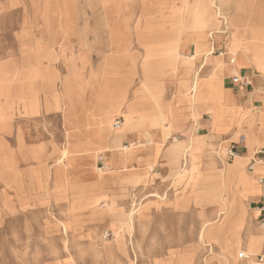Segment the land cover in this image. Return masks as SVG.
Wrapping results in <instances>:
<instances>
[{
    "label": "rangeland",
    "instance_id": "1",
    "mask_svg": "<svg viewBox=\"0 0 264 264\" xmlns=\"http://www.w3.org/2000/svg\"><path fill=\"white\" fill-rule=\"evenodd\" d=\"M113 1L0 0V264H181V256L186 252L193 256L190 264H230L224 240L235 238L233 228L245 220L240 210L243 194L235 190L234 181L246 167L249 170L255 151L264 146V60H259L261 54L257 51L250 50L251 46L264 47V41L254 36L264 32V23L256 25L252 18L257 11L264 17V0H216L221 17L211 0L188 1L190 29L209 28L210 34H214V28L219 26L220 32L224 24L230 30L228 49L242 53L258 68L263 83L258 89L262 92L259 106H254L258 104L253 92L245 96L234 89L242 105L231 108L222 105L224 115L219 120L228 123L225 133L230 134L231 140L211 135L203 122L195 133L193 125L175 135L176 114L183 120L186 110L196 111L199 121L204 112L211 113L213 109L212 98L200 91L207 81L201 75L203 69L198 73L196 96L192 91L193 78L179 79L167 131H163L160 139L152 132L146 133L153 146L160 142L173 165L159 157L154 163L149 159L143 162L139 155L141 161L135 166L128 156L146 144L119 140L128 125L122 122L116 126L115 118L121 113L120 106L127 93L124 77L116 72L115 62L105 60L113 50L109 13L105 8ZM144 2L141 17L148 25L140 39L144 47L142 76L147 87L165 89L164 78L168 74L165 69L173 50L171 44H160L153 36V28L160 25L161 10L149 0ZM116 4L122 20L129 22L135 17L133 0H116ZM179 11L173 7V13ZM53 35L55 44L46 49ZM235 35L239 44L233 41ZM129 45L131 50L137 49L135 42ZM123 47L118 44L114 54H120ZM74 70H79L76 77ZM66 71L70 72L73 84L81 78L90 81L91 85L79 87L88 100L95 91L90 75L96 73L99 133H87L85 140H77L74 132L90 129L76 118L73 130L61 126L59 99L57 109L44 107V90L57 88L60 92L70 86L62 78ZM139 77L138 74L132 90L137 87ZM207 83L212 89L209 80ZM29 94H38L39 100L21 98ZM159 102L158 92L141 100L139 107L149 119L150 128H159L157 119L164 118L159 112ZM163 102L167 103L166 92ZM204 118L206 121L210 116L206 114ZM193 134L189 163L178 177L174 163L179 153L177 142L184 145L192 142ZM232 140H243L249 150ZM235 143L242 148L241 153L227 162L229 147ZM93 149L95 165L87 163ZM198 151L206 159L199 174L192 165ZM99 157L106 160L103 168ZM124 165L132 171H126ZM233 167H238L239 173L224 187L220 170ZM98 173L103 178L97 182ZM252 173H256L255 181L260 183L259 176L264 174L262 163L255 164L249 174ZM262 198L251 201V212ZM222 199L229 204L226 209ZM258 211L255 209V216ZM258 217L254 224L243 226L245 239L249 230L260 225ZM208 218H215L219 225L208 239H221V245L198 236ZM244 246L236 249L237 263L247 260L248 264H258L264 247L263 251L254 249L252 257L247 254L249 258L242 259L237 254L239 249L241 253L246 251Z\"/></svg>",
    "mask_w": 264,
    "mask_h": 264
},
{
    "label": "crops",
    "instance_id": "2",
    "mask_svg": "<svg viewBox=\"0 0 264 264\" xmlns=\"http://www.w3.org/2000/svg\"><path fill=\"white\" fill-rule=\"evenodd\" d=\"M144 1L145 0H133V12L135 17L129 22H127V20H122L121 16H119V7L116 4V0H114L112 3L107 4L105 8L109 13L108 24L109 29H111L110 41L111 45H113L112 52L108 54L105 60L110 59L112 63L115 62L116 72L119 75H123L124 77V89L125 93H127L126 100L122 102L120 106L121 113L115 118V121L117 122L118 120H120V118H122V121L120 120V125L122 124V122H126L128 125V129L126 130L125 134L121 138H119L121 142L122 140L127 139L130 141V144H146L144 147L140 146L138 149L133 150L129 154L128 157L130 159L131 165L135 166L137 162L139 163V161H141V157L144 158L143 162L149 159L154 163L155 160L159 157L164 162L173 165L169 158L165 156L166 152H164L163 147L160 146V142L156 141L155 145L153 146L152 140L148 139L149 137L148 135H146V133L152 132L156 135V137L160 139L162 138L163 131H167V127H169L167 122L170 120V107L174 106L175 104V98L178 93L176 91L179 85V79H192L194 77V72L199 69H203L201 73L203 79L207 81L210 79H214L216 83H219L220 86L218 88L211 89L208 87L207 81H204V84L202 85L200 91H202L204 96L212 98L210 99L213 103V109L211 113L204 112L202 118L197 123H194L195 117L189 110H186V112L184 113L183 120L179 118V113L176 114L178 120L174 123L175 126L173 127V134L178 135L182 132H186L190 130L194 124H196L195 128L197 130L199 124L203 122L206 123L204 125L205 127H209V132L211 135H221L224 137L223 139H225V141H229L231 140V138H229L230 134L225 133L228 128V123H219V120L224 115L222 105L226 106L227 108L242 105L233 92V90L235 89L245 96L250 95V92H253L256 103L258 104L254 106H259V96L262 94V92L258 89L263 86L262 76L258 68L255 66L253 67L252 62L248 60L242 53H234L228 49L227 41L229 40L230 30L227 29L224 24L221 25L222 27L220 32H217L219 26H216L213 31L214 34H210L212 30L209 28L200 31L190 29V18L188 11L189 0H149L150 3L153 2L154 4H156L155 7H158L161 10L160 13L162 15L158 22V24H160L158 25L159 27L153 28V36L156 37V41L160 44H171L173 52H171L169 55L174 58L170 59L168 67L167 69H165V71L168 72V74L164 78L165 89L163 88V86L155 89L147 87L144 82V76H142L144 47L142 44H140V39L143 36L144 30L147 29L146 27L148 25V23H145L143 16L141 17V14L143 15V3H145L146 5V2ZM245 1L246 0H244V2ZM215 2L217 3L216 0ZM173 7H175L176 9H180L177 15H174ZM135 11L138 13V15L140 14V17L137 18V14ZM218 14H220V9ZM220 17H218L219 20ZM47 28H50V26L48 25ZM224 30H226V33L224 32ZM47 31L52 32V30L50 29H48ZM50 37H52V35ZM54 38L55 35H53L52 39H49V41L47 42L48 48L46 49H50L51 46L55 44ZM134 42L137 44V49L131 50V46L129 44H133ZM118 44L125 47H123V49H120V54H114L116 51V46H118ZM250 50L257 51L259 54H261V56H259V60H264V47L258 46L255 48L254 46H251ZM177 55H179L178 58H176ZM220 63H225V66H222L221 68ZM79 70H74L75 77L77 76ZM234 73L240 74L243 77H250L252 81L251 86L246 89H241L240 86L232 83L231 78L233 77ZM138 74L140 76V81L137 87L132 90V85L134 84V80L136 79V76ZM215 74L219 75L217 76V79L215 77ZM62 78L68 81L70 83V86L67 89L65 88L64 91L61 88L60 92L59 90H57V88L44 90V107L47 110L53 107L57 109V99H59V105L61 108L57 109V111L62 115L60 121L62 127H64L65 129L68 127L70 130H73L75 127H73L72 125L74 119L76 118L82 126H87L88 129H90L87 130L84 128L83 131L74 132L75 135L78 136L77 140H85V137L88 135L87 133L90 134L93 132L94 135H97L99 133V130L97 128L98 115L96 107L100 94L96 73L94 75H90L89 80L92 81V86L95 87V91L91 93V97L89 100L84 99V94L80 92L79 87L86 85L89 86V84L91 85L90 81L81 78L80 82L77 80L76 82L74 81L75 84H73L71 74L68 71H66V74H64ZM225 86H228V88H226ZM131 90L133 94L131 93ZM153 92H158L160 94L159 112L160 115L164 117H159L157 119V126L159 128H150L149 119H147L142 114V109L141 107H139L141 105L142 98L147 94ZM165 92L167 103L163 102ZM25 97H31L33 99L39 100L38 94H29L21 98ZM180 107L184 108L182 105H180ZM177 108L178 110H180L179 105ZM206 114L210 116V119L205 121L204 116ZM228 114L229 113L227 112L225 116H228ZM232 141L240 144L242 143L244 145L243 140H241V142L237 140ZM244 146L249 150V147L247 145ZM261 149L264 150L263 145L260 146V150ZM204 150H206V148ZM94 151L95 149L91 150L90 152L89 160L87 161L88 164H94L91 155ZM201 153L203 154V152ZM199 154L200 151L194 154L196 158L194 163L192 164L193 167H195L198 171L197 174L201 172L203 162L206 160L204 155L200 156ZM139 155H141V157H139ZM254 158L255 157L251 159L250 164ZM102 159L103 162H106L104 158ZM262 165L264 166V164ZM246 168V171H244L243 174L237 177L234 181V187L237 192L243 194L245 202L249 204L248 216L244 221L233 228L232 233L240 236L243 246L245 244V248H247L248 243H251L252 247L255 250L261 251L264 247V232L259 224L257 225V227H254L252 231L249 230L247 232L248 235L246 239L245 236L242 235L243 226L249 223L254 224L255 219H257L259 215L258 211L257 216H255V209L257 208H254L253 212H251V201H256L261 196H264V184L258 183L256 181L250 182L249 173H251L252 170H250L249 167L248 169L250 171ZM262 177H264V174L261 175V177L259 176V178ZM243 253L246 255V258H249L246 252ZM245 261L246 263L243 264H248L247 260Z\"/></svg>",
    "mask_w": 264,
    "mask_h": 264
},
{
    "label": "bare ground",
    "instance_id": "3",
    "mask_svg": "<svg viewBox=\"0 0 264 264\" xmlns=\"http://www.w3.org/2000/svg\"><path fill=\"white\" fill-rule=\"evenodd\" d=\"M212 1V4H213V7L215 8V10L217 11V15H221L218 14L219 12V6L217 5V3L215 2V0H211ZM178 13H174V15H177ZM253 18V21L256 25H263L264 23V17L262 15H258V11L255 13V15L252 17ZM255 39H259V40H262L264 41V32L262 33H256L255 35ZM233 41L236 42L237 44H239L238 42L240 40H238L236 38V35L233 37ZM235 53H238V51L234 50ZM173 52V51H171ZM226 53V52H225ZM179 55L176 56V58H178ZM171 59H173L174 57L170 56ZM225 63H220V67L222 68V66H224ZM201 69L197 70L196 72H194V77H193V85H192V91H194V96H196V90H197V85H198V82H197V78H198V73L200 72ZM216 75V74H215ZM217 76H219L218 74L215 76L216 79H217ZM210 84L213 86V88H218L220 85L219 83H216V81L214 79H210L209 80ZM194 117H195V121L194 123L198 122V119L200 118L198 113L196 111H193L192 112ZM196 126V124H194V127ZM196 132V128L194 129V133ZM190 139H192L193 141L191 142V140H189V142L187 144L184 145V143L182 142H177V145H179V153H177V157L174 158V163L175 165H177L178 167V177L182 176V172L187 168V165L189 163V156H188V152H189V144L190 143H194V139H195V134H193L192 136H190ZM246 143V142H245ZM258 151V150H256ZM120 153H114V156L116 155H119ZM95 164V163H94ZM264 164V163H262ZM125 166V165H124ZM97 167H95L96 169ZM124 169L126 171H132V170H129L130 167L128 166H125ZM98 170H101V169H98ZM228 171V172H227ZM226 171V168H222V170H220V173H219V177L223 180V186L226 187L228 185L227 181L228 180H231L232 178L236 177V175L239 173V168L237 167H233V168H230V169H227ZM99 175V178L96 179V181L98 182V180H101L103 178V175L98 173ZM256 173H252V174H249L250 176V182H255V176ZM104 182V181H101V183ZM222 202L224 203V206H225V209L227 206H229V204L227 203L226 200L222 199ZM240 203H241V214H242V217L246 219V217L248 216V209H249V204L247 202H245V199L242 195V199L240 200ZM260 226V225H259ZM218 227L219 225L216 224V219L215 218H208V219H205L204 223H202V226H201V229L199 230V235L200 236V239L204 240L205 239H208V237L211 235L213 236L212 234L216 233V231H218ZM261 227V226H260ZM262 228V227H261ZM224 229L222 228L220 230V234L224 233ZM209 233V235H208ZM223 235V234H222ZM232 235H235V238H232V239H225L224 240V249L227 251V255H228V258H229V263H235V264H238L237 263V260H236V249H238V247H242V242H241V239H240V236L239 235H236V234H233ZM214 238V237H212ZM214 241V243L216 242L218 245H221V239H218V240H215V239H208V242H212ZM213 245V244H212ZM248 251L247 254L250 255V257H252L253 255H251V252L254 250V248L252 247L251 243H248L247 245V248L244 249L243 247V251ZM245 251V252H246ZM241 253L240 249L238 251V254L237 256ZM194 255V254H193ZM227 258V259H228ZM193 260V256L192 254H184L183 256H181V264H190Z\"/></svg>",
    "mask_w": 264,
    "mask_h": 264
},
{
    "label": "built area",
    "instance_id": "4",
    "mask_svg": "<svg viewBox=\"0 0 264 264\" xmlns=\"http://www.w3.org/2000/svg\"><path fill=\"white\" fill-rule=\"evenodd\" d=\"M224 32L226 33V30H224ZM228 50V49H227ZM220 53V52H219ZM231 82L234 83L235 85L240 86L241 89H246L249 88L252 84L251 78L249 77H243L240 74L234 73L233 77L231 78ZM121 123L120 120H118L115 125L119 126ZM242 148H240L239 146H237V144H231L229 147V150L227 152V162H231L233 159H235V157L237 155H239L240 150ZM99 163H101V168L104 167V162L103 159L101 157H99ZM260 164V163H264V150H258L255 151V158L253 159V161L251 162L249 169L252 170V168L254 167L255 164ZM260 183L264 184V177L259 179ZM262 200L260 201L261 203L259 204V206L257 207V209L259 210V220H260V226L264 229V196H262ZM240 258L245 259L246 255L242 252L240 254ZM258 264H264V255L259 256L258 258Z\"/></svg>",
    "mask_w": 264,
    "mask_h": 264
}]
</instances>
